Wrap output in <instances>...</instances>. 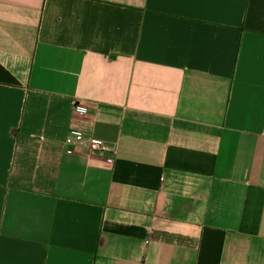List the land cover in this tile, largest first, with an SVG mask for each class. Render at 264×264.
Listing matches in <instances>:
<instances>
[{
  "label": "crops",
  "instance_id": "1",
  "mask_svg": "<svg viewBox=\"0 0 264 264\" xmlns=\"http://www.w3.org/2000/svg\"><path fill=\"white\" fill-rule=\"evenodd\" d=\"M0 264H264V0H0Z\"/></svg>",
  "mask_w": 264,
  "mask_h": 264
},
{
  "label": "built area",
  "instance_id": "2",
  "mask_svg": "<svg viewBox=\"0 0 264 264\" xmlns=\"http://www.w3.org/2000/svg\"><path fill=\"white\" fill-rule=\"evenodd\" d=\"M65 140L83 145L88 149L90 153L93 154L104 153L110 150L108 145L102 139L92 136L84 137L81 131L76 128H71L65 134Z\"/></svg>",
  "mask_w": 264,
  "mask_h": 264
}]
</instances>
